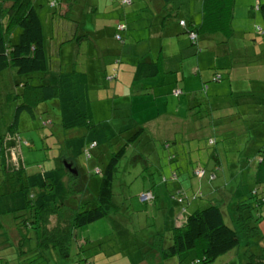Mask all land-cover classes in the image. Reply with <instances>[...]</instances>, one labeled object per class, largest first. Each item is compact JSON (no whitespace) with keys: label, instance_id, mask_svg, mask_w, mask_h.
Segmentation results:
<instances>
[{"label":"rangeland","instance_id":"1","mask_svg":"<svg viewBox=\"0 0 264 264\" xmlns=\"http://www.w3.org/2000/svg\"><path fill=\"white\" fill-rule=\"evenodd\" d=\"M87 1L94 10L89 7L80 9L83 12V21L79 28L80 16H77L76 10L82 8ZM134 1L132 6L111 8L110 5L104 6L106 0H76V5L73 6L74 9L69 17L60 19L59 11L63 8L65 11L66 8L59 5V0H32L47 46L49 45L51 50L48 52L47 48L49 69L44 79L53 81L60 70L68 67L69 70L74 67L78 72L84 74L87 81L102 83L105 79L103 69H106L108 76L113 74L112 89L99 86L95 89L89 88L90 118L95 123L110 120L114 115V109L118 108L119 112L122 111V108L126 109L128 115L137 123L145 124L146 133L142 139V148L149 155L147 154V158L144 160H133L136 153L134 151L136 147H134L128 152L126 158L121 160L119 173L114 179V201L118 205L117 213L76 229L74 239L69 246L68 258L61 257L58 249L41 248L38 245L39 242L37 243L34 230H17L12 214H0L3 225L0 229V264H194L192 261L197 258L196 251L186 252L169 260L162 259L158 252L159 243L162 240L161 235L166 237L162 241H164L163 245L167 247L170 243L168 230L185 220L187 215L182 210L188 203L186 198H193L202 193L206 194L205 199L207 200L218 199L221 202L220 208L224 221L228 226L233 225L231 220L235 217L233 215L234 206L238 202L244 201L253 205L254 198H252L251 191L255 188H253L254 180L252 172H247V168L255 166L256 154L251 155L252 151L248 149L258 147L264 149V134L245 143L244 140H240L242 138H237L239 135L226 131L229 135L226 136V140L221 142L223 138H220V131L214 129L217 127L213 126V120L220 115V112H215L213 117L207 113L205 94L199 96L204 100V104L200 108L192 110V114H195L196 118L188 115L189 98L192 96L191 93L181 90L178 76L181 71H184L188 76L191 70L190 63L192 64L195 55L200 54L198 53L199 49L191 44L187 34L181 33V39L170 37L165 39L168 43L166 51L160 55L153 44L158 42L157 38L153 43L148 40L150 29H156L151 26V17L154 16V12L153 10L149 12L150 8L146 12H138L137 10H142L144 6L143 1ZM201 1L175 0L174 6L183 7L187 13L192 12L194 16H197V2H199L198 7L200 8ZM253 2L254 0H234L232 26L236 31L241 30L247 33L246 39L255 40V37L258 36L255 28L261 27L264 32V20L261 14L252 8ZM145 4H148L147 0H145ZM123 13L132 16L144 14L142 17L138 15L135 25L129 29L132 33V35L129 33V37L135 39L128 37L125 45L118 43L114 37L108 38L105 33V36L102 35L103 31L100 32L104 28L102 25H105L107 20L112 26L116 25L120 19H123ZM19 31L20 29L17 28L15 34L17 35ZM123 35L126 37V33ZM78 40L80 42L76 44ZM137 40L140 42L134 44ZM54 45L58 46L55 48ZM121 48L122 52L118 53ZM199 48H202V53L208 56L206 55L207 49L203 48L201 43ZM258 49L254 51H263L262 61L264 62V45ZM242 53L246 57L253 58L249 51L243 50ZM146 56L156 61L160 57L158 66H162V68L153 77L134 79L137 64ZM208 63L212 64L210 59ZM212 69L214 68L210 67L208 72L211 73ZM262 73L259 80L248 77V80L246 79L243 83L234 85L230 83L231 79L226 78L225 74L219 83L209 81L207 85L211 87V91L208 92L206 101L218 104L219 94H225L230 89L234 92L255 90L254 94H250L248 97H252L253 100L264 99V63ZM6 74L5 72L3 76H0V79L4 78L6 81ZM38 78L39 76L34 80V83H41ZM254 80L259 82L255 83ZM5 81H0V113L2 112L0 122L8 126L13 122V111L18 103L7 104L5 102L6 94L13 89V87L9 88V84ZM124 89L127 91L123 92ZM176 89L180 92L175 95ZM54 103L55 101H48L40 105L34 111V116L29 113H21L15 128L18 132L17 136L8 140L15 144V149L19 153L18 164L24 166L28 172H36L42 167L47 170L63 166V162L60 160L61 155H71L69 151H66V139L77 137L82 133V130L78 129H63L58 116L59 110ZM118 105H123V107H117ZM259 110L261 115L264 114L261 108ZM244 118L251 119L248 116ZM168 119H175L183 124V128L178 129V125L173 121L166 122L165 120ZM196 120L199 126L192 123ZM152 122L153 124L166 123L158 126L159 129L155 130V126L149 125ZM225 123L226 125L228 123V127L232 130L236 128L235 124H239L238 119H232L229 115ZM225 130H228L226 126ZM256 130L264 132V123L257 126ZM210 139L212 140L210 141ZM164 143H168V149L164 148ZM220 143H224L227 148L236 146L245 148L246 151H241L238 155L241 158L248 155L246 157L251 159L252 165L240 162H236L235 165L231 164L234 150L229 149L225 152L224 149H221ZM214 152L215 154L220 153V156H217V160L222 164L219 178H217V172L215 173L216 178L211 176L210 180H206L203 175L197 177L195 173L198 171L195 170L199 165L206 167V169L204 168L206 178L207 174L214 173L212 172L216 167L213 162ZM169 153L178 155V160L169 162ZM15 156L16 152L11 151V162ZM158 157L159 164L156 163ZM63 161L71 163L70 160L63 159ZM75 162L81 171L79 179L88 178L95 159L86 160L83 155H78ZM178 166L181 167L180 170L176 168ZM200 167L202 168V166ZM172 169H175L177 178L175 179L173 176L170 178L171 180L163 181L160 184L158 179L162 175L164 178L168 176V172ZM196 174L200 176V173ZM90 181L91 185H97L99 177L95 175ZM222 182L226 185L225 191L219 193L212 190L210 184L219 188ZM153 183L157 186L154 193L149 191V189H153ZM175 185L178 186L176 190L181 191L180 194L176 193ZM189 185L190 189H188ZM260 187L262 188V186ZM95 189V186L89 188L85 196L95 194ZM258 189L260 192V188ZM3 190L4 188L0 187V194L4 193ZM231 191L232 193L229 195L228 192ZM180 197L184 199V204L178 202ZM1 203L4 204V201H0V205ZM194 203L195 206L192 205L194 208L202 205V201L199 200ZM258 212L262 218L258 227L263 236L261 246L264 247V205L257 211L253 210L254 214ZM54 223L53 219L51 225ZM16 233L21 237L27 236L24 241L22 238L18 244ZM243 249V246H240L210 264H245Z\"/></svg>","mask_w":264,"mask_h":264},{"label":"trees","instance_id":"2","mask_svg":"<svg viewBox=\"0 0 264 264\" xmlns=\"http://www.w3.org/2000/svg\"><path fill=\"white\" fill-rule=\"evenodd\" d=\"M108 1L110 3L107 6L110 5L111 8L116 6L128 7L135 3L134 0ZM141 1H143L144 6L142 10H137L138 12H146L149 8L151 9L149 12L152 10L154 12V16L151 17V26L163 31L165 28L175 25L177 34H187L191 44L198 47L199 51H202L199 48L200 43L206 41L216 44L220 38L222 39L221 44L233 39L236 44L235 48H238L235 50L236 53L232 55L225 53V56L229 58V66L233 63L240 66L238 72L234 70V77L239 78V81L233 82L234 78L231 75L230 67H223V69L214 67L212 77L203 83L202 89L190 94L192 97L189 98L188 115L196 118L195 114H192V110L200 108L204 104V100L200 99L199 96L205 94L207 113L213 117L215 112H220V115L213 120V126L217 127L214 129L220 131V138H223L220 139L221 142L226 140V136L229 135L226 131L239 135L237 138H242L240 140H244L245 143L264 134V132L256 130L257 126L264 123V114L261 115L259 110L261 108L264 112V99L253 100L252 97H248L250 94H254L253 91L255 90L234 92L230 89L225 94L218 96V104L206 101L208 100V92L211 90L207 83L209 81L219 83L224 74L226 78L231 79L230 83L233 85L243 83L246 79L248 80V77L258 78V80L261 78L264 63L262 61L263 51H254L255 49L259 50L258 47L264 45V32L261 27L255 28V32L259 36H256L255 40L246 39L247 33L243 31L244 35L235 38L236 32L241 30L236 31L232 26L234 0H202L200 8L196 12L197 16H194L192 12L187 13L183 7L174 6L175 0H147L148 4H145V0ZM58 3L66 8L65 11L64 8L59 11L60 19H67L74 9L73 6L76 5V0H59ZM34 7L32 0H0V76H3L5 72L7 73L6 81L4 78L0 81L7 82L9 88L13 87L11 92L6 94L5 102L7 104L18 103L13 111L14 118L11 125L7 126L0 122V187L4 188V193L0 194V201H4V204L1 203L0 205V214H12L17 230H34L37 243L39 242L38 245L41 248L58 249L61 257L68 258L69 246L74 239L76 229L117 213L118 205L114 201V179L119 173V164L134 147H136L134 149L136 153L133 160L147 158L149 153L142 148V139L146 133V127L145 124H139L131 118L124 108L121 109V112L118 108H113L114 115L110 120L97 123L91 120L88 90L90 87L95 89L97 86L112 89L114 85L112 83L113 74L108 76L103 71L105 79L102 83L87 81L84 74L78 72L74 67L71 70L68 67L60 70L53 81L44 79L49 69L46 52L47 48L49 49L48 52L50 51V47L47 46ZM87 7L94 10L87 1L82 8L76 10L77 16L79 13L83 14L80 9L83 10ZM165 7L170 9L166 11L163 9ZM252 8L259 12L264 20V0H254ZM126 15L127 13H123V19H120L113 27V37L121 45H125L128 38L124 37L123 33L129 32V29L136 23V17L138 15L142 17L144 14ZM118 26H123V30L119 31ZM17 28L20 31L16 35ZM117 36L120 38L117 39ZM129 38L135 39L134 37ZM149 41L152 43L151 39ZM79 42V40L76 41V44ZM138 42L140 41L137 40L134 44ZM243 50L249 51L253 58L244 56ZM242 61L247 62L246 65ZM158 63L159 57L157 61L151 60L149 56L144 57L137 64L134 79L155 76L159 71ZM37 76H39L38 81L41 83H34ZM254 82L259 81L254 80ZM175 91V95L180 92V90ZM48 101H55L54 104L59 110L58 116L63 129L82 130V133L77 137H70L65 141L66 151H69L71 155H61L60 157L62 162L63 159L70 160L72 168L77 171L76 175L71 174L63 166L47 170L42 167L36 172H28L24 166L17 162L19 153L15 149V144L8 141L9 138L17 136L18 132L15 128L20 114L29 113L34 116V111ZM117 107H123V105ZM1 114L2 112L0 113V121L2 119ZM225 114H228L232 119H238L239 124H235V130L230 129L228 123L226 125L228 115L224 116ZM247 116L251 119L244 118ZM165 121H173L178 125V129L183 128V124L175 119ZM192 123L199 126L197 120ZM225 126L228 130H225ZM157 127L155 126L154 129L158 130ZM163 146L168 149V143H164ZM220 147L225 152L229 149L234 150L231 164L235 165L236 162L251 164V159L246 157L248 155L243 158L238 155L241 151L245 152V148L239 146L227 148L224 143H220ZM248 150L252 151L251 155L256 154L255 166L247 168V172H252L254 180L253 188H255L251 191L252 198H254L253 205L244 201L238 202L234 206L233 215L235 217L231 220L233 225L228 226L224 221L220 208L221 202L218 199L207 200L205 199L206 194L203 195L202 193L193 198H186L188 203L182 212L187 216L184 221L168 230L170 243L167 247L163 245L164 241H162L166 237L161 235L162 240L159 243L158 252L162 259L169 260L183 253L196 251L197 258L192 261L194 264H210L219 257L243 246L245 264H264V247L261 246L263 236L258 227L262 218L260 212L253 213L254 209L257 211L264 205V149L258 147ZM11 151L16 152L12 162L10 161ZM78 155H83L86 160L95 159L92 172L90 173L89 170L90 174L88 178L85 177L86 179H79L81 171L75 162ZM217 156L219 157L220 153L215 154L214 152L213 162H215L216 167L212 170L213 174H207L206 178V173H204L206 167L203 165L196 167L195 171L201 170L206 180L210 179L211 176L216 178V172L217 178H219L222 164L217 160ZM177 157L178 155L175 153L168 154L169 162H176L179 158ZM156 161L159 164V157ZM198 161H200L199 158ZM179 167L176 168L179 169ZM168 173L169 175L165 178L162 175L158 179L160 184L163 181L171 180L170 178L173 176L175 179L177 178L175 169ZM95 175L99 177L98 184L91 185L90 180ZM92 186L96 188L95 194L85 196ZM152 186H154L153 189H149V191L154 193L157 186L155 183ZM210 186L213 191L219 193L226 189L224 182L219 188H215L213 184ZM258 188H260V192ZM176 193L180 194L181 191L178 190ZM231 193L232 191L228 192L229 195ZM196 200L202 201V205L194 208V201ZM178 202L184 204V199L180 197ZM53 219L55 223L51 225ZM2 226L0 220V229ZM17 236L19 244L22 238L24 241L27 235L21 237L17 234Z\"/></svg>","mask_w":264,"mask_h":264},{"label":"crops","instance_id":"3","mask_svg":"<svg viewBox=\"0 0 264 264\" xmlns=\"http://www.w3.org/2000/svg\"><path fill=\"white\" fill-rule=\"evenodd\" d=\"M109 3L110 2L108 0H106V4L104 6L106 7ZM198 6H199V2H197V11L199 10ZM163 9L164 10L166 9V11H168L170 8L165 7ZM75 14H76V12H75ZM79 14L80 15H78V17L80 16V19H79L78 25H79V28H81L80 24L83 21V14H81V13H79ZM72 16H74V15H72ZM126 16H128V15H126ZM74 18L76 19V17H74ZM109 22L110 21L108 20L105 25H102L104 28L101 29L100 32L103 31L102 35H104V33H105V35H107L108 38H112L113 37V27L115 24L112 26L111 24H109ZM174 26H169V27L165 28L163 31L158 30V29H150V31L148 33V36H149L148 40L151 39L152 43L157 38L158 42L153 43V44L157 48L160 55H163L166 51V46L168 44L167 41H165L166 38L170 37V38L181 39L180 34H177L178 31H176V28ZM129 33H130V35H132V33L129 31L126 33V37L130 36ZM240 35H244V33L242 31L236 32L235 38H238ZM221 40L222 39L220 38V40H218V43H216V44L212 43V42H206V41L201 43L202 47L207 49L206 55H208V56H205L202 53V51H199L198 53H200V54L195 55V58L192 60V64L189 62L190 63L189 67L191 70L189 71L188 76L185 75L184 71H181L180 75L178 76V80H179V85L181 86V90L183 92L194 93V92L200 91L202 89L203 83L207 79L211 78L213 75V71L211 73L208 72L210 67H213V68L214 67H218V68L230 67V69L232 70L231 75L234 78L233 82L239 81V78L234 77V70H236L238 72L240 66H238L234 63L231 66H229V58L225 56V53H229V55L236 53L235 50L238 48H235L236 44H235L233 39H231L229 42L223 43V44H221ZM176 41H178V40H176ZM59 43H61V42H59ZM57 46L58 45H56V46L54 45L55 48ZM201 50H202V48H201ZM121 52H122V48L118 53H121ZM159 59H160V57H159ZM209 59L212 63L211 65H209V63H208ZM245 63H247V62H243V64H245ZM161 68H162V66L159 67V69H161ZM57 69L58 68L56 67V71H57ZM103 70H104V72H106V69H103ZM237 83H239V82H237ZM102 88H104V86H102ZM116 88H117V86H116ZM126 91H127V89L123 90V92H126ZM209 91H211V90H209ZM219 95H223V94H219ZM149 125H151V124H149ZM152 125L160 126L161 123L153 124V122H152ZM180 168L181 167H179V170H180ZM174 187H175V190L178 188V186H176V185ZM188 189H190V185L188 186Z\"/></svg>","mask_w":264,"mask_h":264},{"label":"water","instance_id":"4","mask_svg":"<svg viewBox=\"0 0 264 264\" xmlns=\"http://www.w3.org/2000/svg\"><path fill=\"white\" fill-rule=\"evenodd\" d=\"M63 167L66 168L71 174L76 175L77 171L75 170V168H72V164L71 163H65L63 161Z\"/></svg>","mask_w":264,"mask_h":264},{"label":"built area","instance_id":"5","mask_svg":"<svg viewBox=\"0 0 264 264\" xmlns=\"http://www.w3.org/2000/svg\"><path fill=\"white\" fill-rule=\"evenodd\" d=\"M119 31H122L123 30V26H118V28H117ZM120 37L119 36H117V39H119ZM178 93V92H177ZM196 173H200V176H198ZM195 173V175L197 176V177H201L202 175H203V172L201 171V170H198V172H196ZM146 196V195H145ZM144 197V195L142 196V198ZM146 198H147V196H146Z\"/></svg>","mask_w":264,"mask_h":264}]
</instances>
